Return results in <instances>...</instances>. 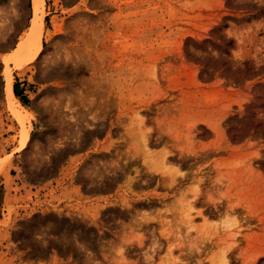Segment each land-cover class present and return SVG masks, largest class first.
Masks as SVG:
<instances>
[{
    "label": "rangeland",
    "instance_id": "obj_1",
    "mask_svg": "<svg viewBox=\"0 0 264 264\" xmlns=\"http://www.w3.org/2000/svg\"><path fill=\"white\" fill-rule=\"evenodd\" d=\"M43 2L16 67L0 0V264H264V0Z\"/></svg>",
    "mask_w": 264,
    "mask_h": 264
},
{
    "label": "bare ground",
    "instance_id": "obj_2",
    "mask_svg": "<svg viewBox=\"0 0 264 264\" xmlns=\"http://www.w3.org/2000/svg\"><path fill=\"white\" fill-rule=\"evenodd\" d=\"M43 0H31L32 15L30 26L27 33L17 42L13 52L15 59L13 63L16 67L22 64L32 62L41 50L42 32H43ZM4 63V97L7 102V107L12 116L22 125L29 122L28 115L24 108L21 107L12 93V77L8 69L9 60L3 57ZM28 139V131L23 135L20 145V150L24 148Z\"/></svg>",
    "mask_w": 264,
    "mask_h": 264
},
{
    "label": "crops",
    "instance_id": "obj_3",
    "mask_svg": "<svg viewBox=\"0 0 264 264\" xmlns=\"http://www.w3.org/2000/svg\"><path fill=\"white\" fill-rule=\"evenodd\" d=\"M20 85H17L16 83H14L13 85H12V90H13V88H15V90L18 92V94H19V96L20 97H22V95H21V93H20ZM13 93V92H12ZM18 99V98H17Z\"/></svg>",
    "mask_w": 264,
    "mask_h": 264
},
{
    "label": "trees",
    "instance_id": "obj_4",
    "mask_svg": "<svg viewBox=\"0 0 264 264\" xmlns=\"http://www.w3.org/2000/svg\"><path fill=\"white\" fill-rule=\"evenodd\" d=\"M12 92H13V95H14L16 98L19 99L20 96H19L18 92L15 90V88H13Z\"/></svg>",
    "mask_w": 264,
    "mask_h": 264
}]
</instances>
